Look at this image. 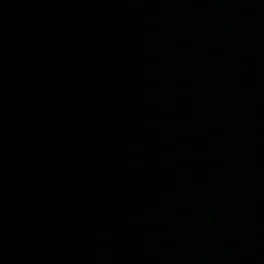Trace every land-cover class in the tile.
Instances as JSON below:
<instances>
[{"label": "water", "instance_id": "obj_1", "mask_svg": "<svg viewBox=\"0 0 264 264\" xmlns=\"http://www.w3.org/2000/svg\"><path fill=\"white\" fill-rule=\"evenodd\" d=\"M0 264H264V0H0Z\"/></svg>", "mask_w": 264, "mask_h": 264}]
</instances>
